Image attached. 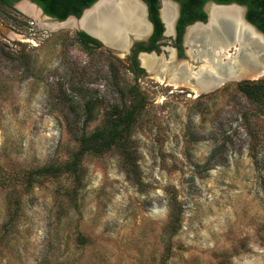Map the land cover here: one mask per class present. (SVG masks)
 <instances>
[{"label":"rangeland","instance_id":"obj_1","mask_svg":"<svg viewBox=\"0 0 264 264\" xmlns=\"http://www.w3.org/2000/svg\"><path fill=\"white\" fill-rule=\"evenodd\" d=\"M42 22L0 2V264H264V107L237 80L161 83L142 55L85 50L74 25ZM171 44L163 35L152 56L167 63ZM135 102L121 146L28 185V171L69 159L75 135L105 128L113 104Z\"/></svg>","mask_w":264,"mask_h":264},{"label":"bare ground","instance_id":"obj_2","mask_svg":"<svg viewBox=\"0 0 264 264\" xmlns=\"http://www.w3.org/2000/svg\"><path fill=\"white\" fill-rule=\"evenodd\" d=\"M118 7L114 0H108L102 5L97 7L92 13L91 19L97 22V25L103 29L105 39L113 46L122 47L126 44V35L124 31L132 30L139 35L144 33L147 29V24L144 22L142 8L136 0H118ZM123 5V6H122ZM27 13L31 14L36 19H40L39 13L35 8L30 5L22 4ZM121 7V8H120ZM119 8V10H118ZM162 15L170 24V19L174 14L172 6L166 2L162 3ZM210 22L205 27L195 26L190 34V40H194L197 44V48L194 50L195 56L199 59L202 58V65L198 71H184L180 70L177 76H170L167 79L168 84L173 86L188 85L193 92H201L214 81V78L221 75L227 76H241V77H258L264 76V56L255 53L256 49H264V45L261 43L260 38L256 36L250 28L239 24L238 29L233 28L235 33L234 38L225 31L217 28L219 25V19L217 16L229 17L231 19L236 18L237 10L227 13L216 12V8L209 7ZM67 24H75L70 20ZM83 24V21L81 22ZM43 26L51 28L56 27L53 22H42ZM233 27L232 24H230ZM248 45V50L243 48L240 51L237 47L238 43ZM230 47H234V52L230 55L226 52ZM254 50V54L251 51ZM220 51H225L222 55ZM249 51V52H248ZM257 56V57H256ZM158 62V58L152 55L143 54L141 56L142 66L148 71H153ZM255 68H258L255 70ZM186 70V69H185ZM163 74L167 73V69H162ZM168 74V73H167ZM189 75L194 76L197 84H189ZM164 76L156 75L155 78L161 80V83L166 81ZM176 78V79H175Z\"/></svg>","mask_w":264,"mask_h":264},{"label":"trees","instance_id":"obj_3","mask_svg":"<svg viewBox=\"0 0 264 264\" xmlns=\"http://www.w3.org/2000/svg\"><path fill=\"white\" fill-rule=\"evenodd\" d=\"M13 0H0L1 3L10 5ZM37 3L43 12L58 20L65 19L72 14L79 16L84 7L89 6L96 0H32ZM148 8V17L153 24V34L150 38V45L146 50L155 47L154 42L159 40L163 30V24L158 16V0H144ZM179 2V17L176 22L177 40L180 41L184 27L196 20L204 21L206 14L203 11L204 4L209 0H176ZM219 4L235 2L246 6L245 17L259 30L264 32V0H211ZM78 42L85 50H90L93 46H99L100 41L88 35L82 30L76 31ZM0 50L1 45H0ZM3 51V50H2ZM142 71L141 68H137ZM236 89L251 103L257 107H264V78L257 80H242L235 83ZM124 105L113 104L105 117V128H97L86 133L84 131L75 135L78 143L77 150L66 161L59 164H48L36 167L27 172V183L31 185L38 177L43 175L59 176L62 173L77 174L80 161L84 154L102 153L109 150L113 145L121 146V141L125 138L133 123L138 106L131 104L127 109ZM93 101L86 99L83 103L85 112V122L92 119ZM240 118H246V112L240 113Z\"/></svg>","mask_w":264,"mask_h":264},{"label":"water","instance_id":"obj_4","mask_svg":"<svg viewBox=\"0 0 264 264\" xmlns=\"http://www.w3.org/2000/svg\"><path fill=\"white\" fill-rule=\"evenodd\" d=\"M107 1L108 0H96L92 4H90L89 6L84 7L79 16L68 15L63 20H58V19L52 18L51 16L45 14L43 12L42 8L40 6H38L36 3L32 2L31 0H21L20 2H18L16 4H18V6H20V4L24 3V4H27V5L34 7L41 17L47 18L48 20H50V22H53L54 24H56V27L69 25V24H67V22L72 20L75 22V24H73V25L77 30L84 31L85 33H87L88 35L97 39L102 44H104L108 47H111L113 49H117V50L122 51L124 53L129 52L132 44H134L136 41L146 40L152 31V24L149 21L148 15H147V4L144 0H136L137 3L142 8L143 19H144V22L147 24L146 31L144 33H142L141 35H139L137 32L132 31L131 29L128 30L127 32L124 31L125 35H126V37H125L126 38V44L124 43L122 47H120V46L116 47V46L111 45L105 39V36H104L105 33H104L103 29L99 27L100 25H97V22H94L93 19H91L93 14L96 13V12H94V13H92V12L97 7H99L104 2H107ZM114 2H116V4H117L115 7H118L119 6L118 0H114ZM163 2L169 3L174 7V14L169 21L170 24H167V21L164 19L163 15H162V11H163L162 10V3ZM212 6L214 8H216V12H220V13H227V12L234 11V10L238 11V13L236 14V18H234V19H231L229 17H224V16H217L216 18L219 19V25H217L218 29L229 33L231 35V37L234 38L235 33H233V28H235L237 30L238 25L242 24V25L250 28L251 31L256 36H258V38H260L261 43L264 45V34H263V32H261V30H259L254 24H252L250 21H248L247 18L245 17L246 9H247L245 5L237 4L235 2H231V3H227V4H219V3H216L214 1H207L203 6V11L206 14V19L204 21L196 20L192 23H189L184 27V30H183L182 40H183V46L186 47L185 56L187 57V61L185 62V61H183V59L180 61L169 60L166 63V62L160 61V59H158L156 67H158V65H161L163 63L164 65L167 66L168 70H172L173 74H175V75H177L180 70L184 71L185 73H188L187 71H194V70L198 71L201 68V65L203 62L199 63L197 61V58L195 57L196 54L192 51V49L195 50L197 48V44L195 43L194 40H190V34L192 32V29L195 26L205 27V25L208 22H210L211 17H210V13H209L208 8L212 7ZM179 7H180V4L176 0H160V7L158 9V14H159V18L163 24V27H164V35L168 34V33H174V26H175L176 20L179 16ZM118 10H119V8H118ZM82 21H83V24H81ZM230 24H232L233 27H231ZM235 43H238V42H235ZM235 45H237L238 49L240 51H242L243 45L240 44V42L238 44H235ZM243 48H246V51H247L249 47L246 44L243 46ZM253 52H254V50L251 51L252 54H254ZM146 53L147 52H141L140 55H143ZM220 53L223 55L225 53V51H220ZM255 53H257V56L262 55V57H263L264 56V49L263 48L262 49H256ZM148 54L155 55V52L151 51ZM198 60L202 61V58H199ZM156 67H154V69ZM154 69H153V71H154ZM257 69L258 68H255V70H257ZM164 79L166 80V76ZM188 79H189L190 85H196L197 84L196 79H195V75L194 76L189 75ZM253 79H255V77H241V76H237V77L231 76L230 77L227 75L226 76L221 75V76L215 77L214 81L211 82L204 89V91H201V92H209L211 90H214L215 88H217L218 86H220L221 84H223L227 80L241 81V80H253ZM201 92H199V93H201Z\"/></svg>","mask_w":264,"mask_h":264},{"label":"flooded vegetation","instance_id":"obj_5","mask_svg":"<svg viewBox=\"0 0 264 264\" xmlns=\"http://www.w3.org/2000/svg\"><path fill=\"white\" fill-rule=\"evenodd\" d=\"M21 0H13L12 2H9V4L10 5H15L16 3H18V2H20ZM32 1V0H31ZM209 1H211V0H209ZM32 2H34V1H32ZM178 2V1H177ZM35 3V2H34ZM22 4H24V3H22ZM37 4V3H36ZM169 4V3H168ZM21 5V4H20ZM27 5V4H26ZM38 5V4H37ZM171 5V4H170ZM39 6V5H38ZM157 6H158V9H159V7H160V0H158L157 1ZM172 6V5H171ZM21 8V7H20ZM34 8V7H33ZM172 8H173V10H174V7L172 6ZM27 13V12H26ZM27 14H29V13H27ZM70 15H72V14H70ZM147 15H148V8H147ZM158 16H159V14H158ZM179 17V16H178ZM52 18H54V17H52ZM56 19V18H55ZM148 19H149V17H148ZM178 19V18H177ZM150 21V20H149ZM151 22V21H150ZM176 22H177V20H176ZM151 24H152V22H151ZM261 32H263V31H261ZM152 34H153V24H152V31H151V33L149 34V36L147 37V39L146 40H140V41H136L134 44H132V46L130 47V50H129V57L131 58V59H133V60H137V57H138V55L141 53V52H147L146 53V55H150V54H148L149 52H151V51H154L155 53H156V51H158L159 49H160V40H161V38H162V36L164 35V27H163V30H162V32H161V37H160V39L159 40H156L155 42H154V45H155V47L154 48H152V49H150V50H146V47L147 46H149L150 45V38H151V36H152ZM183 34V33H182ZM263 34H264V32H263ZM170 36H171V39H172V44H171V46L169 47V49H168V53H167V55H168V59L169 60H171V61H180L179 59H182L183 58V61H185L186 62V60H184V58L185 59H187V57L185 56V51H184V46H183V40H182V35H181V38H180V41L178 42V40H177V31H176V23H175V26H174V33H170ZM156 55V54H155ZM154 55V56H155ZM197 61L199 62V63H201L202 61H200V60H198L197 59ZM157 66V65H156ZM159 66L160 65H158V67H156L155 69H154V71L153 72H156V73H158L160 76H164V74L166 75V81L165 82H167V79L170 77V76H173V77H175V76H177V75H175V74H173V71L172 70H168L167 71V73H164L163 74V71H161V70H159ZM139 68H141V69H143L142 67H139ZM187 75H188V73H187ZM176 79V78H175ZM242 81V80H241ZM239 82V81H238Z\"/></svg>","mask_w":264,"mask_h":264}]
</instances>
